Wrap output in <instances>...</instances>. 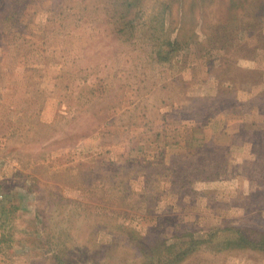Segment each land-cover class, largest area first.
<instances>
[{
    "label": "rangeland",
    "instance_id": "obj_1",
    "mask_svg": "<svg viewBox=\"0 0 264 264\" xmlns=\"http://www.w3.org/2000/svg\"><path fill=\"white\" fill-rule=\"evenodd\" d=\"M0 264H264V0H0Z\"/></svg>",
    "mask_w": 264,
    "mask_h": 264
},
{
    "label": "built area",
    "instance_id": "obj_2",
    "mask_svg": "<svg viewBox=\"0 0 264 264\" xmlns=\"http://www.w3.org/2000/svg\"><path fill=\"white\" fill-rule=\"evenodd\" d=\"M0 198H1V195H0Z\"/></svg>",
    "mask_w": 264,
    "mask_h": 264
}]
</instances>
